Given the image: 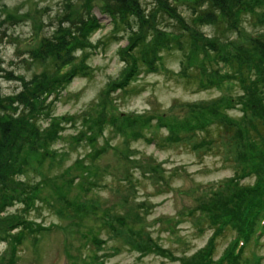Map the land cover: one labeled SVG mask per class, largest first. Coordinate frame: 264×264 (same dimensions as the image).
I'll list each match as a JSON object with an SVG mask.
<instances>
[{
    "label": "rangeland",
    "instance_id": "obj_1",
    "mask_svg": "<svg viewBox=\"0 0 264 264\" xmlns=\"http://www.w3.org/2000/svg\"><path fill=\"white\" fill-rule=\"evenodd\" d=\"M140 1L148 15L156 0ZM188 1L177 0L183 14H189ZM251 9L232 17L233 31L201 28L221 56L244 48L252 33L264 34V5ZM70 12L96 16L91 41L76 43L63 66L52 57H34L42 37H50ZM134 16L121 15V23L113 24L100 0H0V94L10 101L8 112L21 118L12 153L4 157L10 158L4 178L26 165L22 181H2L7 192L0 193V264H9L6 235L22 229L20 219L12 221L21 214L45 228L26 230L15 264H185L208 246L213 227L202 208L229 194L230 178L243 171L239 137L258 147L264 141V101L250 97L239 77L225 79L232 69L215 53L200 50L188 58L163 49L153 61L156 32L138 31ZM153 63L156 69H149ZM186 69L189 76H180ZM63 77L64 85L51 84ZM42 78L49 88L35 109L28 101L14 106L17 92L36 88ZM213 81L218 83H208ZM101 118L106 122L97 127ZM254 174L240 183L253 185ZM32 183L39 184L33 191ZM22 189L34 195L26 212ZM238 235L246 236L234 228L218 235L214 259ZM244 250L246 264H264V227Z\"/></svg>",
    "mask_w": 264,
    "mask_h": 264
},
{
    "label": "trees",
    "instance_id": "obj_2",
    "mask_svg": "<svg viewBox=\"0 0 264 264\" xmlns=\"http://www.w3.org/2000/svg\"><path fill=\"white\" fill-rule=\"evenodd\" d=\"M65 1L72 4V0ZM249 1L250 0H191L185 2L189 14H183L178 9L177 0H156L154 9L151 10L148 15H144L143 11H145V9L140 0H100L102 11L110 16L113 24L121 23L118 22L121 15L125 17L128 16L127 18H129V16L135 12L134 18L137 20L138 31H145L146 34L149 31L148 36L156 32L153 35L156 37V42L152 46L153 57H151V59L153 61L161 59L160 53L163 49H168V51L180 50L182 53H185L188 58L200 50L207 53H215L217 58L227 62L229 68L232 69L230 75L223 77H239L237 79H240L242 83L246 84L245 87L247 89L245 90L251 94L250 97H253L254 100L258 102H263L264 88H260L259 86H264V84L258 85V83L262 84L264 82V34L252 33L250 40L244 48L235 46V53L232 55L227 54L223 57L221 56L218 43L215 40H208V37H205L203 31H201L204 25H217L216 28H220L226 33L229 30L233 31L234 28L232 27L234 23L232 17L239 19L240 16H243L242 11L244 9H250L252 6L251 10H253L258 6L264 5V0H253L252 4H249V7H247L248 5H246V3L248 4ZM85 7L86 6H83L84 9ZM70 8L71 7H68V9ZM129 9H131V11H129ZM254 10L256 11V9ZM59 20H63V24H58V28L54 29L50 37H42L40 43H38V49L35 50L33 56L39 58L52 57L54 60L53 64H62L61 66H63L70 63L71 59L74 57L71 52L77 48L74 47L76 43L79 42L78 44L85 45L91 41L89 37L99 23L96 16L89 12H87L86 15L82 12L65 13L61 15ZM158 20L159 22L164 20L163 23L166 25H163V29H158L156 27ZM202 39H204V42ZM213 39H215V37ZM51 47L60 50L62 53L54 55L50 49ZM64 49L67 50V53L64 52ZM211 64L212 63H210V65ZM153 65L155 67H153ZM153 65H151L149 69H156L157 66L154 63ZM189 66L193 67V65ZM189 66L186 65L185 67L187 68ZM137 67L138 64H135L134 69ZM2 68L3 66L0 60V72ZM58 68L59 67H57V69ZM215 73L217 72L215 71ZM255 73L259 77L255 80L250 79L249 75ZM70 74H75V72L72 71ZM179 75L184 77L189 76L188 69L182 71ZM58 80L60 82L59 85H64V83L68 82V78L63 77L60 79H52L51 84L55 85ZM45 81V78L38 81L36 80L37 89L34 87L29 88L27 91L21 90L17 92L15 99L12 101L15 102L13 103L14 106L28 101L29 109L33 111L36 103L49 88V85H43ZM126 81L128 80L125 79L124 83H127ZM208 83L215 84L218 83V81ZM25 88H27V86H25ZM29 95L31 97H28ZM9 103V100L0 97V193L3 196H5L7 192V186L2 183L3 179L8 181H22L19 176L23 173V169L26 166L24 164L16 169H10L13 173L4 178L3 171L10 166V158L5 159L4 157L7 153H12L14 140L18 137L19 127L17 126L20 124L19 120L21 119L18 114L8 112L7 107ZM149 119L150 118H145L144 122ZM103 122H106V120L102 118L99 119L97 127H101ZM133 123L134 120L129 121V124ZM201 127L204 126H198L197 128L200 129ZM52 130L57 129L53 128ZM205 130L208 131V127H205ZM240 133L239 131L238 134L240 135ZM134 136L138 137L140 135L135 134ZM239 138L242 139L241 145L244 146V150L240 155V167L243 171L230 178L233 190L229 194H219L214 201L206 204L202 208L207 211V218L209 219L211 227H213V235L203 252L199 253L197 258L192 257L188 259L185 264L247 263L245 261L246 258L243 257L245 248L242 249L237 256L233 255V252L226 248L223 253L217 256V259L213 257L215 238L218 235H222V233L230 228H234L239 234H246L245 237L243 235H238L237 237H243L247 245H250L256 222L264 211V141H262L258 147L259 143L256 141L251 139L245 140L243 136ZM249 138L251 137L249 136ZM169 139L170 138H167V140ZM103 149L104 148H102V150ZM97 153H101V151ZM251 172L258 176L255 183L253 185L241 184L240 180ZM36 184L37 183L30 184L32 191L39 186V184ZM35 185L36 187L34 189L33 187ZM17 186L20 185L18 184ZM23 192H26L24 198L28 202H24L23 204V211L26 212L34 205V195H31L30 191L25 190ZM3 204L4 203H1V206ZM21 215V217H15L12 221L20 219L22 222V229L14 235H6L10 237L9 264H15L16 247L24 238L26 230L34 234L45 228V226L41 224H35L33 221L28 220L23 214ZM17 225L18 227L20 226L19 223ZM255 244L259 245L260 243L256 241ZM249 262H253V260L251 259Z\"/></svg>",
    "mask_w": 264,
    "mask_h": 264
},
{
    "label": "bare ground",
    "instance_id": "obj_3",
    "mask_svg": "<svg viewBox=\"0 0 264 264\" xmlns=\"http://www.w3.org/2000/svg\"><path fill=\"white\" fill-rule=\"evenodd\" d=\"M51 50H52V52H53V54L54 55H58V54H60L61 52H60V50H56V49H54L53 47H51L50 48ZM64 52H66L67 53V50L66 49H64ZM0 60H1V58H0ZM1 63H2V61H1ZM62 65V64H61ZM3 66V65H2ZM4 70L2 69V71L0 72V78H2V77H4ZM6 73V72H5ZM10 73L11 74H13L11 71H10ZM5 78V77H4ZM10 77H8V79H9ZM1 92V91H0ZM7 95H3L2 93L0 94V97L2 98V99H4L5 97H6Z\"/></svg>",
    "mask_w": 264,
    "mask_h": 264
}]
</instances>
